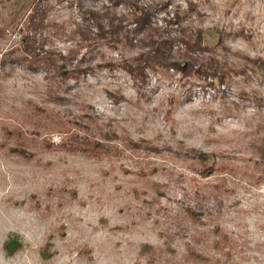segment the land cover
Returning a JSON list of instances; mask_svg holds the SVG:
<instances>
[{"label":"rangeland","instance_id":"rangeland-1","mask_svg":"<svg viewBox=\"0 0 264 264\" xmlns=\"http://www.w3.org/2000/svg\"><path fill=\"white\" fill-rule=\"evenodd\" d=\"M33 1L0 0L2 53L22 44ZM163 1L159 26L186 13L224 84L176 70L138 84L120 66L136 52L105 42L76 56V80L7 57L0 264H264V0ZM72 3L41 31L64 56L78 50ZM20 131L35 148H15Z\"/></svg>","mask_w":264,"mask_h":264},{"label":"trees","instance_id":"trees-1","mask_svg":"<svg viewBox=\"0 0 264 264\" xmlns=\"http://www.w3.org/2000/svg\"><path fill=\"white\" fill-rule=\"evenodd\" d=\"M69 1L34 0L25 24L27 32L23 36L22 44L3 53L0 51L5 58L0 62V69L5 68L8 62L6 59L10 57V63H26L32 70H42L48 79L59 76L66 80L70 74V78L76 80L85 72L78 67L80 65L73 67L76 56L84 48L93 49L105 42L113 50L126 48L136 52L135 57L123 60L120 66L138 84L148 83L150 71L176 70L185 77L197 76L204 80L212 78L213 82L222 84L228 77L227 73L218 69L215 62L213 64L206 57L210 47L205 43L203 31L197 29L188 32L183 27L186 13H175L174 19H164L166 25L171 26L170 29L168 26H159L158 16L168 8L167 2L163 0H73L72 4L78 10L82 23L75 25L69 40L75 41L78 50H70L67 56L50 50V47L46 48L49 41L43 38L41 31L50 28L49 16L54 9L53 5H62ZM99 1L101 5H98ZM174 26H177L175 35ZM8 33L9 25H0V39H5ZM16 138L9 141L16 143L15 148L23 150L33 149L38 143L34 137L24 133L17 134ZM33 142L36 144L33 145ZM2 145L8 144L4 142ZM10 151L16 152L14 148Z\"/></svg>","mask_w":264,"mask_h":264}]
</instances>
